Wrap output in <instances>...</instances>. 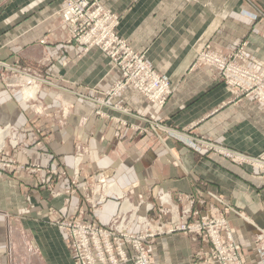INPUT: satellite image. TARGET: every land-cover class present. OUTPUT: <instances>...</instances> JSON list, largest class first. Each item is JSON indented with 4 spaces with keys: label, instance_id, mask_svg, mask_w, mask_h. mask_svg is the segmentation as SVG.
<instances>
[{
    "label": "crops",
    "instance_id": "crops-1",
    "mask_svg": "<svg viewBox=\"0 0 264 264\" xmlns=\"http://www.w3.org/2000/svg\"><path fill=\"white\" fill-rule=\"evenodd\" d=\"M102 4L119 16V36L170 80L173 93L163 108L133 88L111 97L120 68L59 26L60 0H0V129L10 126L6 133L22 142L13 150L6 140L4 158L14 164L0 163V264H74L57 222L69 216L111 222L121 203L115 198L96 214L81 216L76 209L87 210L84 198L100 175L134 205L143 196V215L161 189L180 208L181 195H220L234 209L228 219L243 261L264 264L257 245L264 234V173L222 152L264 155V105L197 65L203 51L222 57L239 52L245 67L264 76V0ZM14 70L35 78L36 103L15 85ZM39 107L43 114L36 113ZM77 147L86 154L74 185ZM49 170L59 172L52 183L56 197L38 183V174ZM179 223L174 214L162 222L165 230ZM208 251L199 237L180 231L157 236L151 248L153 264H208Z\"/></svg>",
    "mask_w": 264,
    "mask_h": 264
},
{
    "label": "built area",
    "instance_id": "built-area-1",
    "mask_svg": "<svg viewBox=\"0 0 264 264\" xmlns=\"http://www.w3.org/2000/svg\"><path fill=\"white\" fill-rule=\"evenodd\" d=\"M60 1L62 2L59 12L61 25L69 30L76 43L87 50L99 49L114 66L120 68L122 76L114 85L111 97L119 95L127 88H133L149 102L163 108L173 93L172 84L169 79L154 70L143 54L136 52L119 36V16L104 7L102 0ZM41 43L45 44V40ZM241 59L239 52L231 57H222L210 51H203L197 59V65L207 66L217 71L224 83L238 89L244 95L253 96L264 105V76L245 67L240 62ZM12 72L15 73V85L21 89L28 90L30 86H37L34 77L26 76L17 70ZM1 77L4 78V75ZM22 77L29 78L26 85L20 82ZM37 93L36 91L35 96ZM35 99L36 97L27 98V102L36 103ZM89 100L100 104L99 100ZM35 110L39 115L43 114L41 107ZM98 113L100 114V111ZM3 130L0 129L3 132H10V126H6ZM137 130L140 133L147 132V129L137 128ZM5 138L3 146L0 147V163L5 168H10L14 161H6L4 158L6 140L13 150L20 149L22 142L9 133ZM182 139L192 140L186 136H182ZM201 145L208 149H215L209 144ZM222 152L234 163L247 165L264 173V155L249 158L229 150H222ZM85 154L84 148L77 147L72 181L74 185L79 177V167ZM39 172L40 170L34 169L31 173ZM62 175H66V171ZM38 176L39 186L47 189L52 196H58L59 193L52 187V183L54 176H59V172L49 170L47 174H38ZM68 193L72 191L69 190ZM139 197L141 203L134 205L127 193L121 191L115 183L109 182L104 175H100L92 191L84 198L87 210H84L82 206L76 209L81 216L87 213L96 214L109 199L115 198L121 203L118 213L111 222L108 225H102L98 219L86 221L75 216H69L57 222L58 227L67 236L74 264H125L128 262L153 264L151 245L154 244L157 236L176 231L195 235L208 246L209 251L205 260L208 264H245L241 256V246L234 241L228 219V214L231 211L234 212V209L226 204L220 195L209 193V199L181 195L178 200L184 205L180 208L174 203L172 194L161 189L157 193V203H148L144 215L140 213L145 203L144 198ZM211 201L223 206L224 211L212 205ZM170 214L176 215L180 223L176 228L166 231L162 222L164 217ZM257 243L264 252V236H260Z\"/></svg>",
    "mask_w": 264,
    "mask_h": 264
},
{
    "label": "rangeland",
    "instance_id": "rangeland-1",
    "mask_svg": "<svg viewBox=\"0 0 264 264\" xmlns=\"http://www.w3.org/2000/svg\"><path fill=\"white\" fill-rule=\"evenodd\" d=\"M58 23H59V26L60 27H63L62 25H61V21H60V19H59V15H58ZM22 80L20 81V82H22L23 84H27V82L29 81V78L28 77H22L21 78ZM33 87L32 86H30L29 87V89L27 90L26 88H24V89H22V91L23 92H25V99H26V101H27V98H30V94H32V97H36V99H35V101L36 100H38L37 99V95L35 96V93H36V89H33ZM38 90V89H37ZM3 132V131H2ZM3 134H5V137H7L8 136V133H6V132H3ZM4 142V141H3ZM83 160H84V158H83ZM81 166V165H80ZM169 229H167L166 231H168ZM180 232H182V231H180ZM184 233V232H183ZM260 236H264V234H262V235H260ZM260 236H258L257 238H259ZM154 244H152L151 245V248H152V246H153ZM258 246H259V243L257 244Z\"/></svg>",
    "mask_w": 264,
    "mask_h": 264
},
{
    "label": "bare ground",
    "instance_id": "bare-ground-1",
    "mask_svg": "<svg viewBox=\"0 0 264 264\" xmlns=\"http://www.w3.org/2000/svg\"><path fill=\"white\" fill-rule=\"evenodd\" d=\"M30 97H32V94H30ZM4 138H5V134L0 133V147H2L4 144L3 142Z\"/></svg>",
    "mask_w": 264,
    "mask_h": 264
}]
</instances>
